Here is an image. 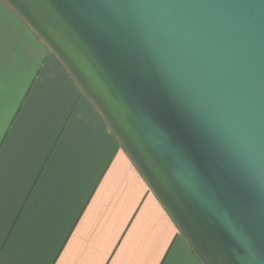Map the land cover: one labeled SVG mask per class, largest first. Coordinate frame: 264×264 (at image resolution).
<instances>
[{
  "label": "water",
  "instance_id": "obj_1",
  "mask_svg": "<svg viewBox=\"0 0 264 264\" xmlns=\"http://www.w3.org/2000/svg\"><path fill=\"white\" fill-rule=\"evenodd\" d=\"M2 1L201 264H264V0Z\"/></svg>",
  "mask_w": 264,
  "mask_h": 264
},
{
  "label": "crops",
  "instance_id": "obj_2",
  "mask_svg": "<svg viewBox=\"0 0 264 264\" xmlns=\"http://www.w3.org/2000/svg\"><path fill=\"white\" fill-rule=\"evenodd\" d=\"M0 264H201L94 107L2 0Z\"/></svg>",
  "mask_w": 264,
  "mask_h": 264
}]
</instances>
